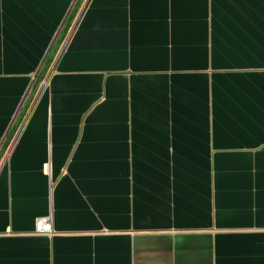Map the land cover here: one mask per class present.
Instances as JSON below:
<instances>
[{"label":"crops","instance_id":"1","mask_svg":"<svg viewBox=\"0 0 264 264\" xmlns=\"http://www.w3.org/2000/svg\"><path fill=\"white\" fill-rule=\"evenodd\" d=\"M78 1L0 0V264H264V0Z\"/></svg>","mask_w":264,"mask_h":264},{"label":"trees","instance_id":"2","mask_svg":"<svg viewBox=\"0 0 264 264\" xmlns=\"http://www.w3.org/2000/svg\"><path fill=\"white\" fill-rule=\"evenodd\" d=\"M84 1L85 0H79L78 3H77V5H76V7H75V9L73 10V12L71 13V15L69 16V18L67 20L66 27L64 29L65 30L64 31V34L62 36L61 42L59 43L60 45L64 41L65 37L67 36V33L69 32V29L71 27V24H72L73 20L76 18V16H77L80 8L82 7ZM53 60H54V56H52L50 59H47L46 64H45V68L38 75V78H37V81H36L37 85H39L45 79L46 74H47V71H48V68L52 64Z\"/></svg>","mask_w":264,"mask_h":264},{"label":"built area","instance_id":"3","mask_svg":"<svg viewBox=\"0 0 264 264\" xmlns=\"http://www.w3.org/2000/svg\"><path fill=\"white\" fill-rule=\"evenodd\" d=\"M45 83L46 81L43 80ZM36 233L46 236L53 235V225L51 218H41L36 222Z\"/></svg>","mask_w":264,"mask_h":264}]
</instances>
